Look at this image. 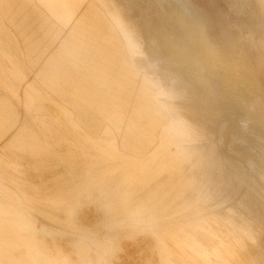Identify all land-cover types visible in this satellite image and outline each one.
I'll return each mask as SVG.
<instances>
[{"label": "rangeland", "instance_id": "1", "mask_svg": "<svg viewBox=\"0 0 264 264\" xmlns=\"http://www.w3.org/2000/svg\"><path fill=\"white\" fill-rule=\"evenodd\" d=\"M91 1L84 8L87 16L74 7L72 48L53 49L45 60L43 49L0 17V263L10 254L22 264H77L76 255H82L83 264H108L112 254L109 264H250L256 257L264 264V119L254 109L256 94L241 86L225 93L207 73L192 74L145 54L146 44H124L117 29L125 28L130 11L121 5L144 0ZM217 5L229 33L241 32L244 43L264 20V0H218ZM115 18L120 19L117 29L110 20ZM259 37L264 41V30ZM126 47L143 55L136 59L139 65L157 69L163 87L170 81L161 75L165 72L194 95H205L212 113L206 123L214 126L211 139L172 143L171 135L183 133L187 124L182 117V124L169 117L184 109L181 100L167 93L146 101L88 71L111 69L113 63L122 72L140 74ZM261 68L264 77V62ZM260 104L264 109V98ZM198 144L212 152L203 153ZM34 240L39 245H28Z\"/></svg>", "mask_w": 264, "mask_h": 264}, {"label": "bare ground", "instance_id": "2", "mask_svg": "<svg viewBox=\"0 0 264 264\" xmlns=\"http://www.w3.org/2000/svg\"><path fill=\"white\" fill-rule=\"evenodd\" d=\"M133 1V0H132ZM223 1V0H221ZM227 1V0H226ZM246 1V0H243ZM91 0H0V17L2 22L9 25H16L17 30L24 37L38 48L45 52L41 57L46 56L54 49L61 51V47L72 48L73 40L77 39L71 35L74 23L71 15L74 7L79 6L80 13L84 16V8L89 6ZM218 0H144L130 7L121 5L127 13L128 22L123 29L117 24L120 19H110L114 27L122 34L124 44L131 48L143 47L146 44L145 54L152 53L155 57L166 59L168 62L184 66L192 74L207 73L212 77L213 84L221 88L223 92L235 93V88L241 86L243 89H251L257 101L255 103L256 115L264 119V109L261 107V100L264 98V77L262 76V62L264 58V41L259 37V33L264 30V20L260 21L257 30H250L252 39L244 43L241 40V32L232 35L225 26L221 7L217 5ZM248 3V1L246 2ZM100 4V3H99ZM221 4V3H220ZM249 4V3H248ZM88 9V8H87ZM59 11V13L57 12ZM79 10V9H78ZM109 10V9H108ZM90 11V10H89ZM110 11V10H109ZM239 13V12H238ZM79 15V14H78ZM80 16V15H79ZM87 16V15H86ZM103 23V22H102ZM98 24V23H97ZM2 26V25H0ZM3 28V27H1ZM96 29V28H95ZM4 30V29H3ZM89 33V32H88ZM7 35V34H6ZM8 36V35H7ZM1 39V38H0ZM24 41V40H23ZM78 41V40H77ZM6 44V43H5ZM14 45V44H12ZM26 45V44H25ZM31 45V44H30ZM257 45L262 46L258 51ZM7 46H9L7 44ZM96 46V45H95ZM93 47V46H92ZM129 47H126L129 48ZM32 48V47H31ZM108 48V47H107ZM5 49V47H4ZM63 49V48H62ZM258 49V50H257ZM12 50V49H11ZM31 52V51H30ZM76 52V51H75ZM128 56L132 65L139 71L137 73L122 72L119 64L111 63L109 68H92L97 78L114 80L115 87H118L130 95L139 98L145 97L146 101H154L160 97H176L183 102L184 109L177 113H171V120L181 123V118L185 119L184 132L172 134L171 139L174 144H185L188 141L196 143V140L211 139L214 135V126L207 124L210 120L211 108L206 105L205 95L196 96L188 88L180 86L169 73L161 75L170 81L163 87L161 81L156 77L157 69L147 62L139 65L136 59L143 55L130 52ZM5 53V52H4ZM52 55V53H51ZM66 56V55H65ZM64 56V57H65ZM118 57V56H117ZM61 59V58H60ZM63 59V58H62ZM109 59V58H108ZM4 60V59H3ZM94 60V59H93ZM120 60V59H119ZM28 61V60H27ZM12 63V60H11ZM125 63V61H124ZM14 64V63H13ZM152 64V63H151ZM8 65V64H7ZM108 65V63H107ZM28 66V65H27ZM4 67V66H2ZM8 67V66H7ZM10 67V66H9ZM30 67V66H29ZM63 69V68H62ZM84 69V68H82ZM85 70V69H84ZM129 70V69H128ZM5 71V70H4ZM47 71V70H46ZM81 71V70H80ZM3 72V71H2ZM43 72V71H42ZM62 72V71H61ZM131 72V70H130ZM4 74V73H3ZM24 74V73H23ZM254 77H258L256 81ZM8 79V78H7ZM11 85V84H10ZM12 87V86H11ZM26 88V87H25ZM15 91V89H14ZM28 91V90H27ZM242 95V94H241ZM4 96V95H3ZM7 96V95H6ZM33 97V96H32ZM5 98V97H3ZM7 98V97H6ZM32 99V98H31ZM165 100V98H164ZM177 100V99H176ZM8 102V101H6ZM4 104V103H1ZM43 104V103H42ZM176 104V103H175ZM177 105V104H176ZM35 106V104H34ZM70 106V105H69ZM39 107V106H38ZM51 107V106H50ZM173 107V106H172ZM175 107V106H174ZM2 108V107H1ZM7 108V107H6ZM5 108V109H6ZM9 108V107H8ZM36 108V107H34ZM42 108V107H41ZM40 108V109H41ZM54 108V107H53ZM52 108V109H53ZM56 108V107H55ZM38 109V108H37ZM45 109V108H44ZM47 109V107H46ZM49 109V107H48ZM180 109V108H179ZM182 109V108H181ZM4 110V109H2ZM9 110V109H8ZM7 110V111H8ZM55 110V109H54ZM117 110V109H116ZM151 110V109H150ZM38 114V110H36ZM42 111V110H41ZM45 111V110H44ZM47 111V110H46ZM57 111V110H56ZM97 111V110H96ZM145 111V110H144ZM156 111V110H155ZM4 112V111H3ZM11 112V111H10ZM9 112V113H10ZM32 112V111H31ZM50 112V110H49ZM98 112V111H97ZM164 112V111H163ZM7 113V114H9ZM34 113V112H33ZM40 113V112H39ZM48 113V112H47ZM58 113V112H57ZM156 113V112H155ZM157 113L158 110H157ZM161 113V112H160ZM3 114V113H2ZM0 113V115L2 116ZM5 114V113H4ZM15 114V113H13ZM55 114V113H54ZM53 114V115H54ZM70 114V113H69ZM34 115V114H33ZM43 116V114H41ZM40 115V116H41ZM57 115V114H56ZM148 115V114H147ZM156 115V114H154ZM7 116V115H6ZM13 116V115H11ZM32 116V115H31ZM45 116H47L45 114ZM153 116V115H152ZM192 116V117H191ZM59 116H57L58 118ZM61 117V115H60ZM154 117V116H153ZM158 117V116H157ZM161 117V116H160ZM159 117V118H160ZM6 118V117H5ZM12 118V117H11ZM17 118V117H16ZM56 118V117H54ZM56 118V119H57ZM114 118V117H113ZM143 118V117H142ZM163 118V116H162ZM55 119V120H56ZM52 120V119H51ZM117 120V119H116ZM161 120V119H160ZM8 121V120H7ZM11 121V120H10ZM57 121V120H56ZM59 121V120H58ZM64 121V120H63ZM142 121V120H141ZM1 122V121H0ZM3 122V121H2ZM18 122V121H16ZM54 122V121H52ZM9 123V122H8ZM48 123V122H47ZM56 123V122H55ZM108 122H105L107 126ZM151 123V122H150ZM155 123V122H154ZM10 124V123H9ZM116 124V123H115ZM156 124V123H155ZM21 125V124H20ZM112 125V124H111ZM11 126V125H10ZM81 126V125H80ZM153 126V125H152ZM170 126V125H169ZM150 127V126H149ZM4 128V127H3ZM2 128V129H3ZM27 128V127H26ZM155 128V127H154ZM163 128V127H162ZM5 129V128H4ZM85 129V128H84ZM181 129V128H180ZM24 130L21 129V131ZM78 130H80L78 128ZM4 131V130H3ZM11 130H9L10 132ZM25 131V130H24ZM85 131V130H84ZM158 131V130H157ZM161 131V130H160ZM178 131V129H177ZM176 131V132H177ZM1 132V131H0ZM5 132V131H4ZM8 132V131H6ZM13 132V131H12ZM145 132V131H144ZM143 132V134H144ZM147 132V131H146ZM168 132V131H167ZM175 132V133H176ZM23 134V133H22ZM27 134V133H26ZM89 134V133H88ZM87 134V135H88ZM125 134V133H124ZM149 134V133H148ZM164 134V133H163ZM161 134V135H163ZM223 134V133H222ZM15 135V134H14ZM18 135V134H17ZM24 135V134H23ZM28 135V134H27ZM90 135V134H89ZM93 135V134H92ZM21 137V136H20ZM152 137V136H151ZM122 138V137H121ZM14 139V138H13ZM29 139V138H28ZM89 139V138H88ZM91 139V138H90ZM127 139V138H125ZM122 140V139H121ZM158 140V139H157ZM156 140V141H157ZM102 141V140H101ZM107 141V140H106ZM159 142V141H158ZM123 143V142H122ZM160 143V142H159ZM163 143V142H162ZM34 145H36L34 143ZM134 145V144H133ZM165 145V144H164ZM33 146V145H32ZM120 146V145H118ZM128 146V145H127ZM166 146V145H165ZM185 146V145H184ZM196 147V145H194ZM5 147V146H4ZM132 147V146H131ZM130 147V148H131ZM203 147V153H211L212 149L207 145L198 144ZM226 147V146H225ZM8 148V147H7ZM30 148V147H29ZM105 148V147H104ZM129 148V146H128ZM191 148V147H190ZM11 149V148H9ZM22 149V148H21ZM26 149V148H25ZM31 149V148H30ZM37 149V148H36ZM68 149V148H67ZM70 149V148H69ZM137 149V148H133ZM132 149V150H133ZM29 150V149H28ZM61 150V149H60ZM113 150V149H112ZM180 150V149H179ZM226 150V149H225ZM14 151L15 148H14ZM12 151V152H14ZM19 151V150H18ZM36 151V150H35ZM66 151V149H65ZM195 151V149H194ZM227 151V150H226ZM29 152V151H28ZM33 152V151H32ZM73 152V151H72ZM72 152H68L72 153ZM120 152V151H119ZM125 152V151H124ZM132 152V151H131ZM20 153V152H19ZM27 153V152H25ZM31 153V152H30ZM43 153V152H42ZM58 153V152H57ZM66 153V152H65ZM64 153V154H65ZM135 153V152H134ZM140 153V152H139ZM138 153V154H139ZM165 153V152H164ZM1 154V153H0ZM12 154V153H11ZM33 154V153H32ZM145 154V153H144ZM153 154V153H152ZM178 154V153H177ZM62 155V154H61ZM137 155V154H136ZM17 156V155H16ZM45 156V155H44ZM72 156H74L72 154ZM78 156V155H77ZM122 156V155H121ZM135 156V155H134ZM36 158L37 156L34 155ZM124 157V156H123ZM137 157V156H136ZM139 157V156H138ZM38 158V157H37ZM42 158V157H41ZM55 158V157H54ZM76 158V157H75ZM78 158V157H77ZM76 158V159H77ZM225 158V157H224ZM9 159V158H8ZM135 159V158H134ZM137 159V158H136ZM145 159V158H144ZM169 159V158H168ZM216 159V157H215ZM226 159V158H225ZM64 160V159H63ZM68 160V159H67ZM66 160V161H67ZM74 160V159H72ZM78 160V159H77ZM80 160V159H79ZM147 160V159H146ZM14 161V160H13ZM39 161V160H38ZM42 161V160H41ZM65 161V160H64ZM82 161V159H81ZM80 161V162H81ZM89 161V160H88ZM228 161V160H227ZM58 162V161H57ZM63 162V161H62ZM79 162V161H78ZM85 162V161H84ZM23 163V162H22ZM61 163V162H60ZM57 163V164H60ZM71 163V162H70ZM66 164V163H65ZM69 164V163H68ZM73 164V162H72ZM84 164V163H83ZM45 165V164H44ZM43 165V166H44ZM78 165V164H77ZM145 165V164H144ZM18 166V165H17ZM40 165H38L39 167ZM63 167L64 165L61 164ZM67 166V165H66ZM70 166V164H69ZM151 166V165H150ZM235 166V165H234ZM26 167V166H24ZM28 167V165H27ZM26 167V168H27ZM31 167V166H30ZM42 167V166H41ZM51 167V166H50ZM55 167V166H54ZM53 167V168H54ZM60 167V166H58ZM237 167V166H236ZM246 167V166H245ZM29 168V167H28ZM162 168V167H161ZM239 168V167H238ZM58 169V168H57ZM64 169V168H63ZM62 169V170H63ZM68 167H66V170ZM3 170V169H2ZM32 170V169H30ZM65 170V171H66ZM219 170V169H218ZM36 171V170H35ZM53 171V169H52ZM51 171V172H52ZM60 171V170H59ZM22 172V171H21ZM161 172V171H160ZM226 172V171H225ZM248 172V171H247ZM39 173V172H38ZM62 173V172H61ZM224 173V172H223ZM30 174V172H29ZM28 174V175H29ZM56 174V172H55ZM58 174V173H57ZM60 174V173H59ZM220 174V173H219ZM228 174V173H227ZM130 175V174H129ZM47 176V175H46ZM45 176V177H46ZM223 176V175H222ZM48 177V176H47ZM53 177V176H52ZM227 177V176H226ZM237 177V176H236ZM49 178V177H48ZM232 178V177H231ZM235 178V177H234ZM38 180L39 177L37 178ZM43 179V177H42ZM41 179V180H42ZM96 179V178H95ZM94 179V180H95ZM223 179V177H222ZM93 180V179H92ZM234 180V179H233ZM28 182V181H27ZM31 182V181H30ZM43 182V180H42ZM40 182V183H42ZM45 182V181H44ZM43 182V183H44ZM89 182V181H88ZM248 182V181H247ZM37 183V182H36ZM33 184V183H32ZM38 184V183H37ZM230 184V183H229ZM36 185V184H34ZM57 185V184H56ZM228 185V184H227ZM58 186V185H57ZM56 186V187H57ZM53 187V185H51ZM59 187V186H58ZM57 187V188H58ZM231 187V186H230ZM39 188V187H37ZM112 188V187H111ZM228 188V187H227ZM18 189V188H17ZM226 189V187H225ZM21 190V189H20ZM39 190V189H38ZM56 189H54L55 191ZM66 190V189H65ZM90 190V189H89ZM100 190V189H99ZM224 190V188H223ZM255 190V189H254ZM23 191V190H21ZM25 191V190H24ZM44 191V189H43ZM238 191V188H237ZM236 191V192H237ZM48 192V191H47ZM257 192V191H256ZM50 192H48L49 194ZM55 193V192H54ZM110 194V193H108ZM189 195V194H188ZM236 195V194H235ZM259 195V194H258ZM1 196V195H0ZM172 196V195H171ZM262 197V195H260ZM2 197V196H1ZM108 197V196H107ZM186 197V196H185ZM227 197V196H226ZM258 197V196H257ZM4 198V197H3ZM7 198V197H6ZM170 198V197H169ZM263 198V197H262ZM134 199V198H132ZM189 199V197L187 198ZM186 199V201H187ZM244 199V198H243ZM108 200V199H107ZM129 200V199H128ZM220 200V199H219ZM218 200V201H219ZM257 200V199H256ZM264 200V199H263ZM262 200V202H263ZM9 201V200H8ZM93 201V200H92ZM91 201V202H92ZM131 201V200H130ZM242 201V200H241ZM95 202V201H94ZM109 202V201H108ZM126 202V201H125ZM139 202V201H135ZM258 202V200H257ZM2 203V202H1ZM0 203V204H1ZM10 204V203H9ZM77 204V203H76ZM80 204V203H79ZM82 204V203H81ZM134 204V203H133ZM212 204V203H211ZM260 204V203H259ZM6 205V204H5ZM90 205V202H89ZM124 205V204H123ZM11 206H13L11 204ZM79 206V205H78ZM83 206V205H82ZM17 207V206H16ZM88 207V206H87ZM114 207V206H113ZM205 207V206H204ZM6 208V206H5ZM28 208V207H27ZM41 209V207H39ZM76 208V207H75ZM78 208V207H77ZM159 208V207H158ZM210 208V206H209ZM22 209V208H21ZM43 209V208H42ZM61 209V208H59ZM82 209V208H81ZM126 209V208H125ZM205 209V208H204ZM214 209V208H213ZM12 210V209H11ZM79 210V209H78ZM194 210V209H193ZM201 210V209H200ZM210 210V209H208ZM6 211L5 209L3 210ZM37 211V210H36ZM44 211V210H43ZM49 211V210H47ZM119 211V210H118ZM117 211V212H118ZM122 211V210H121ZM156 211V210H155ZM202 211V210H201ZM206 211V210H205ZM218 211V210H217ZM264 211V210H263ZM10 210H8V213ZM15 212V211H14ZM75 212V210H74ZM185 212L184 214L188 213ZM196 212V210H195ZM7 213V214H8ZM49 213V212H48ZM51 213V212H50ZM56 213V212H55ZM77 213V209H76ZM75 213V214H76ZM96 213V212H95ZM115 213V212H114ZM197 213V212H196ZM21 214V213H20ZM74 214V216H75ZM119 214V213H118ZM123 214V213H122ZM194 214V213H193ZM207 214V213H206ZM73 215V214H72ZM112 215V214H111ZM116 215V214H115ZM131 215V214H130ZM191 214H189L190 216ZM204 215V214H202ZM225 215V214H224ZM56 216V215H55ZM77 216V215H76ZM84 216V215H83ZM144 216V215H143ZM184 216V215H183ZM182 216V217H183ZM16 217V216H15ZM61 218V216H59ZM79 217V216H78ZM139 217V216H138ZM142 217V215L140 216ZM96 218V217H95ZM99 218V217H98ZM73 219V217H72ZM83 219V217H82ZM81 219V220H82ZM138 219V218H137ZM136 219V220H137ZM177 219V218H176ZM175 219V220H176ZM179 219V218H178ZM200 219V218H199ZM75 220V219H74ZM99 220V219H98ZM133 220V219H132ZM78 221V220H77ZM134 221V220H133ZM143 221V220H142ZM171 221V220H170ZM194 221V219H193ZM3 222V221H2ZM74 222V221H73ZM76 222V221H75ZM129 222V221H128ZM145 222V221H144ZM184 222V221H183ZM182 222V223H183ZM187 222V221H185ZM237 222V221H236ZM97 223V222H96ZM114 223V222H113ZM126 223V222H124ZM134 223V222H133ZM178 223V222H177ZM10 224V223H9ZM88 224V223H87ZM155 224V223H154ZM172 224V222H171ZM184 224V223H183ZM77 225V224H76ZM92 225V224H91ZM176 225V224H175ZM180 225V223H179ZM13 226V225H12ZM96 226V225H94ZM92 226V228L94 227ZM16 227V226H15ZM78 227V226H77ZM80 227V225H79ZM98 227V226H97ZM169 227V226H168ZM174 227V226H173ZM82 228V227H81ZM80 228V229H81ZM85 228V227H84ZM2 229V228H0ZM8 229V227H7ZM83 229V228H82ZM86 229V228H85ZM160 229V228H159ZM176 229V228H175ZM249 229V228H248ZM12 230V229H11ZM95 230V229H93ZM129 230V229H128ZM127 230V231H128ZM157 230V229H156ZM3 231V230H1ZM83 231V230H81ZM101 231V230H100ZM103 231V230H102ZM130 231V230H129ZM165 231V230H164ZM187 231V230H185ZM240 231V230H239ZM256 231V230H255ZM18 232V231H17ZM37 232V231H36ZM35 232V233H36ZM46 232V231H45ZM85 232V231H84ZM92 232V231H91ZM95 232V231H94ZM176 232V231H175ZM196 232V231H195ZM236 232V231H235ZM41 233V232H40ZM89 233V232H88ZM96 233V232H95ZM126 233V232H125ZM142 233V232H141ZM145 233V232H144ZM188 232L187 234H189ZM237 233V232H236ZM5 234V233H4ZM103 234V233H102ZM143 234V233H142ZM154 234V233H153ZM166 234V233H165ZM244 234V233H243ZM1 235V234H0ZM36 235V234H35ZM95 235V234H94ZM157 235V234H156ZM196 235V234H195ZM245 235V234H244ZM250 235V234H249ZM12 236V235H11ZM127 236V235H126ZM111 237V236H110ZM157 237V236H156ZM4 238V237H3ZM39 238V237H38ZM121 238V237H120ZM179 238V237H178ZM193 238V237H192ZM12 239V238H11ZM10 239V240H11ZM119 239V238H118ZM157 239V238H156ZM6 240V238H5ZM17 240V239H16ZM198 240V239H197ZM238 240V239H237ZM242 240V239H241ZM3 243L4 240L2 239ZM14 241V240H13ZM49 241V240H48ZM157 241V240H156ZM244 241V240H243ZM250 241V240H249ZM1 242V241H0ZM6 242H9L6 240ZM5 242V243H6ZM158 242V241H157ZM260 242V241H259ZM262 242V241H261ZM264 242V241H263ZM18 243V242H17ZM186 243V242H185ZM180 244V242H179ZM256 244V243H255ZM23 245V244H22ZM28 245L37 246V241L29 242ZM92 245V244H91ZM116 245V244H115ZM159 245V244H158ZM7 246V245H6ZM163 256L169 255L167 249L162 247ZM243 246V245H242ZM24 247V246H23ZM83 247V246H82ZM113 247V246H112ZM115 247V246H114ZM113 247V248H114ZM169 247V246H168ZM183 247V246H182ZM187 247V246H185ZM191 247V246H190ZM250 247V246H249ZM261 247V245H260ZM264 247V246H263ZM67 248V247H66ZM158 248V246H157ZM164 248V249H162ZM247 248V247H245ZM29 249V248H28ZM159 249V248H158ZM261 249V248H260ZM114 250V249H112ZM157 250V249H156ZM241 250V249H240ZM251 250V249H249ZM259 250V249H258ZM13 251V250H12ZM160 251V252H161ZM246 251V250H245ZM261 251V250H260ZM259 251V252H260ZM3 251V253H5ZM58 253V250H56ZM74 252V251H73ZM180 252V251H179ZM210 252V251H209ZM230 252V251H229ZM239 252V251H238ZM244 252V251H243ZM256 252V250H255ZM262 252V251H261ZM8 253V252H7ZM113 253V251H112ZM241 253V252H240ZM257 253V252H256ZM264 253V252H262ZM34 254V253H33ZM40 254V253H39ZM158 254V253H157ZM161 254V253H160ZM214 254V253H213ZM227 254V253H226ZM254 254V253H253ZM112 255V254H111ZM110 255V257H111ZM218 255V254H217ZM231 255V254H230ZM247 255V254H246ZM92 256V255H91ZM95 256V255H94ZM113 256V255H112ZM188 256V255H187ZM198 256V255H197ZM241 256V255H240ZM259 256V253H258ZM56 257V256H55ZM75 257V256H74ZM109 257V256H108ZM110 257L108 262L110 263ZM156 257V256H155ZM159 257V256H158ZM182 257V256H181ZM255 257V256H254ZM261 257V256H260ZM93 258V257H92ZM91 258V259H92ZM112 258V257H111ZM114 258V257H113ZM193 258V257H192ZM191 258V259H192ZM257 258V257H256ZM252 258L250 264H261L260 261ZM263 258V257H262ZM27 259V258H26ZM34 259V257H32ZM45 259V258H44ZM155 259V258H154ZM160 260V258H157ZM196 259V258H195ZM211 259V258H210ZM250 259V258H249ZM261 259V258H260ZM259 259V260H260ZM19 258L7 254L5 264H22ZM24 260V259H23ZM30 260V259H27ZM94 260V258H93ZM241 260V259H240ZM161 261V260H160ZM186 261V260H185ZM191 261V260H190ZM189 261V262H190ZM214 261V260H213ZM229 263V260H226ZM23 262V261H22ZM73 262V261H72ZM159 262V261H158ZM191 261L190 263L192 264ZM197 263V260L195 261ZM219 262V261H218ZM238 262V261H237ZM28 263V261L26 262ZM31 263V262H30ZM34 263V262H33ZM38 263V262H37ZM61 263V262H60ZM75 263V262H74ZM93 261L91 262V264ZM108 263V264H109ZM161 263V262H159ZM195 263V264H196ZM200 263V262H198ZM236 262H234L235 264ZM245 263V261H244ZM1 264V263H0ZM32 264V263H31ZM124 264V263H123ZM155 264V263H154ZM162 264V263H161ZM178 264V263H177ZM188 264V263H187Z\"/></svg>", "mask_w": 264, "mask_h": 264}, {"label": "crops", "instance_id": "3", "mask_svg": "<svg viewBox=\"0 0 264 264\" xmlns=\"http://www.w3.org/2000/svg\"><path fill=\"white\" fill-rule=\"evenodd\" d=\"M79 112L77 111V114H78ZM73 263V262H72ZM75 263H77V264H83V261H82V255L81 256H77L76 255V257H75ZM178 263V262H177Z\"/></svg>", "mask_w": 264, "mask_h": 264}]
</instances>
